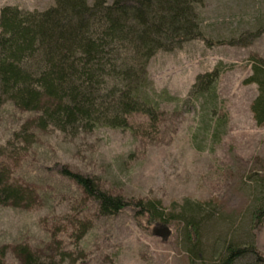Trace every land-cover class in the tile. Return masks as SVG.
<instances>
[{"label": "rangeland", "instance_id": "obj_1", "mask_svg": "<svg viewBox=\"0 0 264 264\" xmlns=\"http://www.w3.org/2000/svg\"><path fill=\"white\" fill-rule=\"evenodd\" d=\"M6 6L44 12L55 0H0V13ZM196 12L205 38L226 44L194 40L151 60L147 91L173 98L161 104L156 130L100 128L70 138L52 129L29 150L20 145L22 152L11 162L15 176L36 187L41 198L32 209L0 207L6 264H20L11 253L19 245H29L45 264H191L186 235L191 218L204 222L203 259L195 258L196 264H216L232 244L255 245L264 258V227H251L264 185V126L251 109L258 86L245 84L253 59H264V0H203ZM217 68L222 75L214 114L209 96L197 99L193 87ZM32 118L5 103L0 152ZM63 167L92 177L114 195L159 201L176 219L149 224L137 220L132 208L99 218L82 191L60 175ZM67 218L90 221V231L80 242L68 232L51 243V229L68 227ZM236 264L263 263L247 256Z\"/></svg>", "mask_w": 264, "mask_h": 264}, {"label": "trees", "instance_id": "obj_2", "mask_svg": "<svg viewBox=\"0 0 264 264\" xmlns=\"http://www.w3.org/2000/svg\"><path fill=\"white\" fill-rule=\"evenodd\" d=\"M202 4L203 0H114L110 5L105 0H95L92 5L88 0H55V6L44 12H24L13 6L1 10L0 114L8 102L33 118L0 152V207L39 206L37 188L18 179L11 164L22 152L20 145L29 150L39 135L52 129L76 138L100 128L133 134L158 128L161 104L173 98L165 92L151 95L147 91L151 60L160 52H171L194 40L206 41L209 46L226 44L203 35L196 12ZM252 71L245 84L258 86L251 109L257 125L264 126V59L254 58ZM221 75L217 68L198 77L193 87L197 99L209 96L214 114L219 106ZM60 175L82 191L99 218L132 208L137 220L145 219L149 224L165 226L176 219L159 201L114 195L92 177L67 167ZM193 207L195 213L200 206ZM67 220L69 229L64 224L51 229V243H58L68 232L80 242L91 229L88 220ZM251 223L254 231L264 227V185ZM203 224L200 218L186 219L191 264H196L195 258L203 259ZM11 253L20 264H45L29 245L16 246ZM6 254L7 248H2L0 264H6ZM247 256L264 264L255 245L235 244L225 247L216 264H236Z\"/></svg>", "mask_w": 264, "mask_h": 264}]
</instances>
